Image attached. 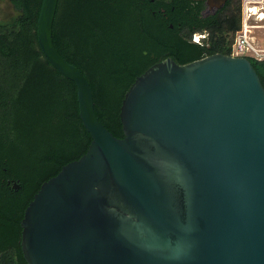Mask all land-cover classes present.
Instances as JSON below:
<instances>
[{"label": "water", "instance_id": "95a60500", "mask_svg": "<svg viewBox=\"0 0 264 264\" xmlns=\"http://www.w3.org/2000/svg\"><path fill=\"white\" fill-rule=\"evenodd\" d=\"M58 1L42 0L37 41L75 83L91 142L25 208L26 264H264V88L250 61L152 65L124 95L116 138L54 47Z\"/></svg>", "mask_w": 264, "mask_h": 264}, {"label": "trees", "instance_id": "16d2710c", "mask_svg": "<svg viewBox=\"0 0 264 264\" xmlns=\"http://www.w3.org/2000/svg\"><path fill=\"white\" fill-rule=\"evenodd\" d=\"M8 1L19 14L0 22V264H26L20 247L25 208L43 182L87 151L91 137L79 117L75 83L39 48L42 0ZM200 4L192 13L188 3L175 0L58 1L54 47L85 76L94 112L114 137H123L124 95L149 67L167 58L184 65L213 54L231 56L240 0H226L207 19ZM195 33L207 34L203 46L192 41ZM248 60L264 88V61ZM5 175L15 176L20 189L8 188Z\"/></svg>", "mask_w": 264, "mask_h": 264}, {"label": "built area", "instance_id": "2783aa9c", "mask_svg": "<svg viewBox=\"0 0 264 264\" xmlns=\"http://www.w3.org/2000/svg\"><path fill=\"white\" fill-rule=\"evenodd\" d=\"M257 31H264V0H243L240 10V26L234 34L231 45L234 58L264 61V38L258 40ZM206 33H195L192 41L200 46L205 44Z\"/></svg>", "mask_w": 264, "mask_h": 264}, {"label": "flooded vegetation", "instance_id": "af4514ba", "mask_svg": "<svg viewBox=\"0 0 264 264\" xmlns=\"http://www.w3.org/2000/svg\"><path fill=\"white\" fill-rule=\"evenodd\" d=\"M176 3H178L179 5L182 6V4L184 3H188V6H187V10L189 11V8H190V11H192V13H195L199 8H200V2L203 1V4L204 5V8L200 11V16L201 18L203 19H207L210 15H213L217 10L215 7H209L205 4V0H175ZM180 14V13H179ZM180 15H178L179 17ZM180 18L177 19V25H178V29L179 30H182V28H180ZM170 28L172 29L173 26L170 25ZM4 182H5V185L10 189H13V190H19L20 189V186L18 185L16 179H15V176H11V177H7L5 175V178H4Z\"/></svg>", "mask_w": 264, "mask_h": 264}, {"label": "rangeland", "instance_id": "374dc122", "mask_svg": "<svg viewBox=\"0 0 264 264\" xmlns=\"http://www.w3.org/2000/svg\"><path fill=\"white\" fill-rule=\"evenodd\" d=\"M243 0H240V10ZM18 12L14 9L8 0H0V22H9L18 16ZM258 40L264 38V31H257L255 33ZM262 44L264 42L262 41Z\"/></svg>", "mask_w": 264, "mask_h": 264}]
</instances>
